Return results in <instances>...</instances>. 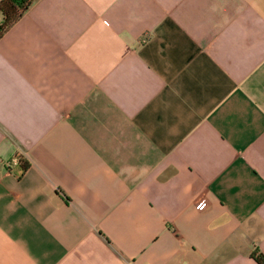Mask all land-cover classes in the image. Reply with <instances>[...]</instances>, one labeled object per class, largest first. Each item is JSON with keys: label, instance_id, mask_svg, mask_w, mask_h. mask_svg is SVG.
Segmentation results:
<instances>
[{"label": "crops", "instance_id": "0c3cea01", "mask_svg": "<svg viewBox=\"0 0 264 264\" xmlns=\"http://www.w3.org/2000/svg\"><path fill=\"white\" fill-rule=\"evenodd\" d=\"M0 157V264H260L264 0H34Z\"/></svg>", "mask_w": 264, "mask_h": 264}, {"label": "trees", "instance_id": "16d2710c", "mask_svg": "<svg viewBox=\"0 0 264 264\" xmlns=\"http://www.w3.org/2000/svg\"><path fill=\"white\" fill-rule=\"evenodd\" d=\"M34 0H0V38L3 34L18 20L28 8L33 4ZM22 166L27 168L28 163L21 159ZM252 256L260 263L264 264V255L258 251H253Z\"/></svg>", "mask_w": 264, "mask_h": 264}, {"label": "built area", "instance_id": "2783aa9c", "mask_svg": "<svg viewBox=\"0 0 264 264\" xmlns=\"http://www.w3.org/2000/svg\"><path fill=\"white\" fill-rule=\"evenodd\" d=\"M2 161L1 157H0V162ZM20 159L19 158H15L13 160H10L7 162V164H12V163H19ZM206 199L202 198L199 202H198V208L203 209L206 206Z\"/></svg>", "mask_w": 264, "mask_h": 264}]
</instances>
